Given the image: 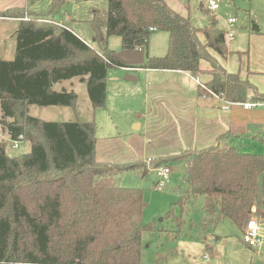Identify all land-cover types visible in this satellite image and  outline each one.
Masks as SVG:
<instances>
[{"label": "trees", "instance_id": "16d2710c", "mask_svg": "<svg viewBox=\"0 0 264 264\" xmlns=\"http://www.w3.org/2000/svg\"><path fill=\"white\" fill-rule=\"evenodd\" d=\"M67 1L51 0L43 12L27 6L0 11L2 17L21 19L14 32L13 59H0V127L10 140L22 136L30 145L28 151L10 156L0 140V264H140L142 232L155 226L142 221L143 190L120 185L118 176L147 170L146 162L97 160L94 119L53 121L28 114L30 104L74 107L75 90L53 89L56 82L73 77L86 81L95 110L105 104L108 69L125 66L114 57L115 50L104 46L98 52L68 27L40 21L56 18ZM106 1V9L91 11L94 41L104 44L108 36L118 35L121 48L144 47L147 52L150 31H166V53L147 55L135 67L196 76L200 61L206 60L210 79L202 91L229 102L264 103V92L228 72L212 55L225 58L231 53L215 16L197 28L166 0ZM253 31H259L256 24ZM180 160L185 162L186 187L176 203L182 206L187 198L203 196V226L227 218L243 231L255 202L257 178L264 172V154L217 144L154 157L148 165Z\"/></svg>", "mask_w": 264, "mask_h": 264}, {"label": "rangeland", "instance_id": "374dc122", "mask_svg": "<svg viewBox=\"0 0 264 264\" xmlns=\"http://www.w3.org/2000/svg\"><path fill=\"white\" fill-rule=\"evenodd\" d=\"M166 1L172 8L188 16L192 24L197 28L207 24L209 16H215L218 29L226 32L229 29L233 31L234 36L232 38L226 36L229 48H233L235 44L240 42H242V45L245 44L244 34L253 31L254 24L261 29L264 28V0H215L218 4V8L215 11L207 10L208 0ZM50 3L51 0H37L33 8L36 11L43 12L48 9ZM106 8V0H68L59 15L52 21L56 27L66 26L77 32L88 45L98 52H101L104 46L108 49L117 50L121 46V39L118 35L108 36L104 44H99L93 40L90 23L91 11L94 9L104 10ZM229 17L235 18V23L232 27L227 23ZM55 22L59 23V25ZM37 23L42 22L37 21ZM0 30L5 37L6 44L12 45L15 30L13 32L9 25H4ZM11 33L12 36L10 37ZM166 33V31L162 30L150 33L153 50L164 48L167 45V40L165 38L162 40L160 37L162 35L165 37ZM8 51L9 48L7 47L5 52H1L0 59H13L14 52L9 51L8 53ZM120 69L116 67L108 69L106 74V84L109 86L107 104L95 110L92 109L86 91V81H81L79 77H73L56 82L53 85V89L59 91L64 87L67 90H75L78 98L74 107L30 104L28 105V114L43 120L53 121H89L93 116L96 124L95 135L101 141L107 139L111 130L114 131L116 129V124L120 131L128 130L131 127L129 113L127 112L126 104L121 101V98L119 99L116 87H121L117 85V82L123 81L127 72L135 73V71L128 68L121 69L123 71L121 72ZM122 118L125 120H122ZM1 139L6 142V153L10 156L22 154L30 148L29 143L25 140H19L14 146L13 141L9 139L8 135L0 127ZM116 162L126 163L130 161ZM146 165L148 169L144 170L146 171L145 174L141 170H127L118 176L120 185L143 190L145 208L142 214V221L145 224L152 223L155 226L154 230H144L142 232L140 264H158L157 261H160V256L167 257V254L171 250L174 252L175 249L179 252L177 259L181 263L191 261L193 264H206L212 261L211 258L207 260L203 257L207 252L206 244L211 246L215 240L218 241L220 239H227L224 246H218L220 255H226L228 259L223 264H240L237 260L238 255L242 251L239 246L241 245L239 242L241 230L233 221L224 218L216 226H203L201 223L204 216L202 210L203 196L187 198L182 206L176 203L181 192L186 187V184L182 182L185 162L180 160L167 164L166 166H169L171 172L164 178H159L147 162ZM254 205L257 213L251 215L257 217L260 211L264 212V172L257 179ZM171 209L172 214H168ZM252 213H254V210ZM174 217L180 218V222L177 223ZM256 249L262 253L264 245ZM172 259L175 260V258Z\"/></svg>", "mask_w": 264, "mask_h": 264}, {"label": "crops", "instance_id": "0c3cea01", "mask_svg": "<svg viewBox=\"0 0 264 264\" xmlns=\"http://www.w3.org/2000/svg\"><path fill=\"white\" fill-rule=\"evenodd\" d=\"M35 2L37 0L34 2L0 0V11L25 6L34 11ZM27 18V16L24 17V19ZM20 20L18 17L0 16V29L4 25H9L14 32ZM258 29L259 31H250L248 34H244L245 44L242 45L240 42L233 48L228 47L231 53L227 57H220L216 53H212V55L228 72L238 73L241 78L248 79L253 83L258 91L264 92V28L261 29L258 26ZM155 32L157 30L150 31V33ZM74 33L77 34V32ZM166 34L165 37L163 35L160 37L162 40L165 38L168 42V33ZM198 35L203 41V34L198 33ZM14 40L12 45L6 44L5 37L0 30V53L5 52L8 47L9 51L15 54ZM120 49H122L121 46L115 51ZM166 50L167 45L164 48L153 50L152 38L149 36L145 57L147 55L161 56L166 53ZM199 65L201 72L196 76L184 70L129 68L135 73L127 72L125 79L117 82V85L121 87H116V91L119 99L121 98V101L127 106L131 127L128 130L120 131L116 124V129L111 130L107 139L101 141L97 137V160L147 161V159L158 156L177 154L185 149H202L217 144L225 148L234 146L248 153L264 154V103L245 108L243 103L252 102L251 100L229 102L221 95L202 91L204 83L210 79V64L206 60H201ZM120 68L128 69L127 67ZM121 72L123 71L121 70ZM127 75H132L135 78L128 79ZM63 89L66 88L63 87ZM107 92H109V86L106 84L105 104L108 99ZM91 119L94 117L92 116ZM122 120L125 119L122 118ZM253 210L254 213H252ZM255 213L257 210L253 205L251 214ZM263 214L264 212L260 211L257 217H262ZM226 240H215L211 246L206 244L207 252L203 257L212 260L206 264H223L228 260L226 255L221 256L218 251V246H224ZM239 242L243 252L241 251L238 255V263L264 264L263 252L247 246L241 240V236ZM178 257L177 249L174 252L171 250L167 257L163 256L157 263L193 264L191 261L181 263L178 261Z\"/></svg>", "mask_w": 264, "mask_h": 264}, {"label": "built area", "instance_id": "2783aa9c", "mask_svg": "<svg viewBox=\"0 0 264 264\" xmlns=\"http://www.w3.org/2000/svg\"><path fill=\"white\" fill-rule=\"evenodd\" d=\"M217 8H218V4L215 2V0H208V5H207L208 10L215 11ZM40 21L47 22V23H54L50 19H42ZM227 23L230 27H232L233 24L235 23V18L229 17L227 19ZM226 34L229 38H232L234 36L232 29H229L226 32ZM243 106L245 108H251V107L256 106V103L245 102L243 103ZM19 140H22V136H19L18 140H14L13 145L16 146ZM146 162L147 164H149L150 159H147ZM153 170L155 171L156 175L159 178L166 177L170 172L169 167L166 165L155 167L153 168ZM241 240L249 247H252V248L262 247L264 245V219H262V217H255V216L250 215L241 233Z\"/></svg>", "mask_w": 264, "mask_h": 264}, {"label": "water", "instance_id": "95a60500", "mask_svg": "<svg viewBox=\"0 0 264 264\" xmlns=\"http://www.w3.org/2000/svg\"><path fill=\"white\" fill-rule=\"evenodd\" d=\"M114 57L124 63V67L132 68L141 65L145 62V48L138 47L136 49H120L114 53ZM128 79L135 78L132 75H127ZM146 171L143 172L145 174Z\"/></svg>", "mask_w": 264, "mask_h": 264}]
</instances>
